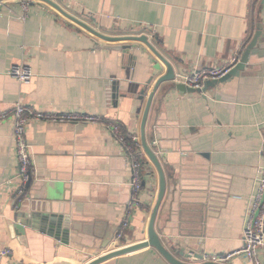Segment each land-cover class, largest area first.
Instances as JSON below:
<instances>
[{
    "label": "crops",
    "instance_id": "1",
    "mask_svg": "<svg viewBox=\"0 0 264 264\" xmlns=\"http://www.w3.org/2000/svg\"><path fill=\"white\" fill-rule=\"evenodd\" d=\"M53 1L106 35H146L183 74L241 57L258 34L237 74L200 92L161 84L143 129L165 177L154 220L164 246L230 255L223 264H252L238 251L256 170L264 164V0ZM22 15L18 0L1 3L0 113L20 103L119 121L138 137L144 168L135 206L128 160L103 123L32 121L26 129L32 173L25 215L63 214L69 231L67 243L33 226L22 233L14 228L20 187L12 121L0 119V249L12 250L0 264H86L111 250L124 220L123 246L147 239L158 173L141 144L146 98L138 96L142 89L150 92L149 79L165 67L141 42L129 51L105 48L123 42L94 36L43 1L32 0ZM13 65L27 66L31 78L17 81L9 74ZM258 257L264 264V248ZM99 264L170 263L145 247Z\"/></svg>",
    "mask_w": 264,
    "mask_h": 264
},
{
    "label": "built area",
    "instance_id": "2",
    "mask_svg": "<svg viewBox=\"0 0 264 264\" xmlns=\"http://www.w3.org/2000/svg\"><path fill=\"white\" fill-rule=\"evenodd\" d=\"M18 1L21 5V10L23 11L21 18L24 19L32 0ZM239 58L238 54L232 57L231 60L224 65L202 68L189 74H183L179 77V80L191 88H201L205 81L219 79L226 75L239 61ZM9 74L19 82H26L32 76L31 70L24 65H13L9 70ZM0 119H11L12 121L13 150L17 159L20 187L18 194L25 189L26 183L31 179L32 162L29 144L26 138V129L32 121L101 122L124 150L130 169L129 187L131 191V204L135 206L139 204L138 195L142 187V171L144 168V162L142 160L143 152L141 148H138V137L124 132L119 123H116L115 121H107L99 116L86 115L79 112H43L20 103L15 104L13 109L2 111L0 113ZM255 182V193L252 196L248 216L243 229V246L238 252L245 255L252 264H262L258 257V251L264 248V164L257 168ZM127 225L128 221L124 220L120 230L116 233L115 238L110 244L111 250L123 247L121 239L124 235L123 230ZM11 253L12 250L9 247L0 249V257L7 256ZM202 256L203 261H212L216 263H225L230 258V255L218 254H203Z\"/></svg>",
    "mask_w": 264,
    "mask_h": 264
},
{
    "label": "water",
    "instance_id": "3",
    "mask_svg": "<svg viewBox=\"0 0 264 264\" xmlns=\"http://www.w3.org/2000/svg\"><path fill=\"white\" fill-rule=\"evenodd\" d=\"M3 1L5 0H0V5ZM40 1H43L44 3H47L48 5L54 7L55 9L60 11V13H62L65 17L81 25L91 34H93L94 36L100 39H103L108 42H123L118 45H104L105 48L115 49L119 51H129L133 46L132 43L134 42L144 43L154 53V55H156V57L159 59V61H161L162 65L165 67V72L163 74H158L155 79L153 77L149 79L148 84H150L153 81V85L150 89V92L146 94V91L142 89L138 96V99L142 101L144 100V98H146L144 111L141 119V144L145 154L148 156L149 160L151 161V163L153 164V166L155 167L158 173V195H157L156 203L150 215L148 230H147V239L138 243L125 245L123 247H119L117 249L107 251L106 253L99 255L98 257L92 259L86 264H99L108 259L115 258L117 256L127 254L145 247H153L154 249H156L170 264H223L212 261H203V256L201 254L196 253L194 251H185L184 247L173 246L172 248L168 249L167 247L164 246V244L160 240L158 234L154 229V220L158 206L161 202V199L165 191V185H166L165 177L157 156L150 149V147L147 145L145 141L143 129L152 97L161 84H166L168 89L174 88L177 91L183 93L194 92V91L200 92L202 90L204 91L208 85L221 82L229 78L230 76L237 74L239 70H242L246 66L249 60V55L251 53V48L254 47L257 42L258 34H255V36L252 38V40L243 50V53L239 58V61L233 66V68L226 75H224L219 79H212L205 81L203 84V89L191 88L179 80V77L183 75V73H180L181 71L179 73L176 72L175 68L171 65V63L162 54H160L151 43H149L146 35H129V34L106 35L100 31L95 30L94 28L78 20L72 15L66 13L53 0H40ZM256 33L259 32L257 31ZM94 42H95L94 43L95 46L100 47V45H98L96 41ZM154 68L157 70L158 73L162 69L160 67V64L155 65ZM30 183H31V179L26 183L25 189L18 196H16L14 200V203L19 204L18 211L15 214L14 228L19 231H22L23 233L24 226H29V227L33 226L34 228H37L39 231L48 233L50 236H53L56 239H60L62 242L67 243V233L69 231V224L67 218L64 217L63 214H58V213L50 212L49 210H45L44 212H40L39 214L34 213L35 215H31V216L25 215L26 212L24 205H26L27 201L29 200L28 195L26 194V190L30 188ZM21 217L24 219H21Z\"/></svg>",
    "mask_w": 264,
    "mask_h": 264
},
{
    "label": "trees",
    "instance_id": "4",
    "mask_svg": "<svg viewBox=\"0 0 264 264\" xmlns=\"http://www.w3.org/2000/svg\"><path fill=\"white\" fill-rule=\"evenodd\" d=\"M103 119H105V120H107V121H111V120L106 119V118H103ZM115 122H116V123H119V124L121 125L123 131L127 133L126 129L124 128V126H123V124H122L121 122H119V121H115ZM137 144H138V143H137Z\"/></svg>",
    "mask_w": 264,
    "mask_h": 264
}]
</instances>
